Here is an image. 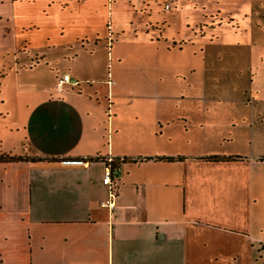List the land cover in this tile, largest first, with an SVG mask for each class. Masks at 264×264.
<instances>
[{
	"label": "crops",
	"instance_id": "obj_1",
	"mask_svg": "<svg viewBox=\"0 0 264 264\" xmlns=\"http://www.w3.org/2000/svg\"><path fill=\"white\" fill-rule=\"evenodd\" d=\"M156 1L0 0L50 76L7 125L0 264H264V0Z\"/></svg>",
	"mask_w": 264,
	"mask_h": 264
},
{
	"label": "rangeland",
	"instance_id": "obj_2",
	"mask_svg": "<svg viewBox=\"0 0 264 264\" xmlns=\"http://www.w3.org/2000/svg\"><path fill=\"white\" fill-rule=\"evenodd\" d=\"M156 4L162 5V0H157ZM21 63L27 65L28 61L21 59L15 64L8 51L0 50V156L6 155L7 149L16 143L15 133L8 130V122L17 115L24 114L22 102L33 98L32 89L44 87L50 81L48 73L42 74L35 72L34 69L22 71ZM103 77H105L103 81H106V73Z\"/></svg>",
	"mask_w": 264,
	"mask_h": 264
},
{
	"label": "built area",
	"instance_id": "obj_3",
	"mask_svg": "<svg viewBox=\"0 0 264 264\" xmlns=\"http://www.w3.org/2000/svg\"><path fill=\"white\" fill-rule=\"evenodd\" d=\"M168 6L165 4L164 8ZM108 83H111V80H107ZM66 84L74 86L77 84V81L72 79L68 74L63 73L55 77L54 81V91L59 93L62 91L63 87ZM119 169L118 166L114 164L111 157L106 158L105 166L103 172L100 176L101 182L107 187V196L104 200L99 202V207L106 209L111 212L115 209L114 198L118 192V181H119Z\"/></svg>",
	"mask_w": 264,
	"mask_h": 264
},
{
	"label": "trees",
	"instance_id": "obj_4",
	"mask_svg": "<svg viewBox=\"0 0 264 264\" xmlns=\"http://www.w3.org/2000/svg\"><path fill=\"white\" fill-rule=\"evenodd\" d=\"M22 157H9V156H0L1 162H7V161H16V160H22ZM207 159H218V157H208Z\"/></svg>",
	"mask_w": 264,
	"mask_h": 264
}]
</instances>
